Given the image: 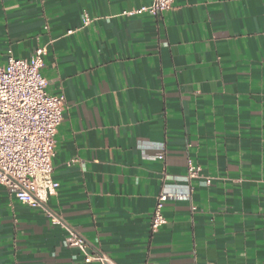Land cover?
<instances>
[{
    "label": "crops",
    "instance_id": "obj_1",
    "mask_svg": "<svg viewBox=\"0 0 264 264\" xmlns=\"http://www.w3.org/2000/svg\"><path fill=\"white\" fill-rule=\"evenodd\" d=\"M153 2L0 0V65L44 46L66 97L48 206L116 264H264V0L125 13ZM190 162L191 198L153 231L165 178L185 185ZM66 235L0 184V264H102Z\"/></svg>",
    "mask_w": 264,
    "mask_h": 264
},
{
    "label": "built area",
    "instance_id": "obj_2",
    "mask_svg": "<svg viewBox=\"0 0 264 264\" xmlns=\"http://www.w3.org/2000/svg\"><path fill=\"white\" fill-rule=\"evenodd\" d=\"M173 3L174 0H154L150 6L125 13L159 15L173 9ZM81 17L84 25L92 21L87 12ZM47 54L46 47L38 46L29 59L10 55L7 64L0 65V184L20 202L42 209L53 224L61 226L67 232L65 244L79 249L86 263L116 264L103 252L94 250L78 229L48 206L60 185L54 179L53 158L66 97L63 93L51 94L47 89L48 80L42 74ZM156 147L163 158L165 147ZM76 161L74 158L70 163ZM200 171V166L190 162L183 186L169 184L165 178L152 216L153 231L167 223L163 207L168 200L191 198V180L199 177Z\"/></svg>",
    "mask_w": 264,
    "mask_h": 264
}]
</instances>
